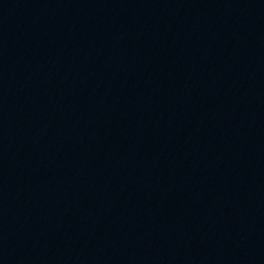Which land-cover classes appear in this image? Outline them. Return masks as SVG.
I'll list each match as a JSON object with an SVG mask.
<instances>
[{"label":"water","instance_id":"obj_1","mask_svg":"<svg viewBox=\"0 0 264 264\" xmlns=\"http://www.w3.org/2000/svg\"><path fill=\"white\" fill-rule=\"evenodd\" d=\"M0 264H264V0H0Z\"/></svg>","mask_w":264,"mask_h":264}]
</instances>
